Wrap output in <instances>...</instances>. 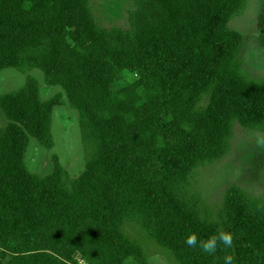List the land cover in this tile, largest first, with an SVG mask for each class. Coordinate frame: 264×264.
<instances>
[{"label": "trees", "instance_id": "1", "mask_svg": "<svg viewBox=\"0 0 264 264\" xmlns=\"http://www.w3.org/2000/svg\"><path fill=\"white\" fill-rule=\"evenodd\" d=\"M245 0H141L133 39L99 32L86 0H0V70L28 56L47 85H60L81 112L83 137L97 150L70 189L53 156L50 174L24 162L28 136L50 148L52 108L36 79L0 96V264H150L125 234L134 221L179 264H264V203L229 187L217 220L181 201L176 189L202 161L227 148L231 122L264 129V80H247L243 36L227 24ZM118 77L128 83L117 87ZM209 94L203 109L196 105ZM233 247L214 255L185 244L217 229Z\"/></svg>", "mask_w": 264, "mask_h": 264}, {"label": "rangeland", "instance_id": "2", "mask_svg": "<svg viewBox=\"0 0 264 264\" xmlns=\"http://www.w3.org/2000/svg\"><path fill=\"white\" fill-rule=\"evenodd\" d=\"M86 2L99 32L111 36L115 42L133 39L132 17L141 0H86ZM227 26L243 36L239 59L244 77L251 81L264 80V0H245L243 8L230 19ZM42 49L43 46L22 53L19 66L22 68L21 71H28L26 74L41 77L39 68L28 63V56L38 55ZM10 73H14L12 68L0 71L2 74L0 88L12 89L19 85L14 83L19 81V78L11 79L3 75ZM37 80L39 81L38 78ZM126 83L128 81L122 77L116 80L117 87H122ZM22 85L23 83L20 86ZM48 88L44 84L41 86L42 99L63 92L60 87ZM61 99L62 104L53 109L52 147H44L29 137L24 161L30 171L43 177L51 173L53 156L57 157L64 170L65 186L70 189L84 171L87 162L94 156L97 143L91 135L83 137L80 110L67 101L65 93H62ZM208 100L209 94L203 95L196 109L205 108ZM0 116L4 119L1 110ZM258 141H264V129L260 131L248 129L233 119L226 150L218 157L200 162L191 171L186 182L176 189L179 199L201 216L211 220L218 219L224 194L233 185L239 186L252 199L264 203V146L258 144ZM123 230L142 245L150 264H179L173 253L162 247L142 225L126 220ZM79 264L85 263L80 260Z\"/></svg>", "mask_w": 264, "mask_h": 264}, {"label": "clouds", "instance_id": "3", "mask_svg": "<svg viewBox=\"0 0 264 264\" xmlns=\"http://www.w3.org/2000/svg\"><path fill=\"white\" fill-rule=\"evenodd\" d=\"M258 144L264 146V141H258ZM185 244L191 248L198 246L204 254L214 255L218 247H223L224 249H231L233 247V234L231 231L220 228L214 234L201 240L195 232H189L185 239ZM223 260L224 264H235V258L231 254L225 255Z\"/></svg>", "mask_w": 264, "mask_h": 264}, {"label": "crops", "instance_id": "4", "mask_svg": "<svg viewBox=\"0 0 264 264\" xmlns=\"http://www.w3.org/2000/svg\"><path fill=\"white\" fill-rule=\"evenodd\" d=\"M6 68H12L13 69V71H14V73H10V74H3V75H7V77H9V78H11V79H16V78H19V81L17 80V81H15L14 83H18L19 85L17 86V87H14V88H12V89H5V88H0V96L1 95H3V94H5V93H10V92H14V91H17V90H19L21 87H23L24 86V84H25V82H26V79L28 78V77H32V78H34V79H36L37 80V78L39 79V81L37 80V82H38V86H39V99H40V101H46V100H48V99H50L51 97H49V98H47V99H42V96H41V86L44 84V85H46L47 87H49L50 89H52V87H60L62 90H63V92H58L59 94H61L62 95V93H65V91H64V89L60 86V85H47L46 83H45V77H44V73H43V71L39 68V70H40V73H41V77H39V76H36V75H30V74H26L28 71H21V67H19V66H11V67H6ZM6 68H3V69H6ZM3 69H1V70H3ZM0 70V71H1ZM42 73H43V75H42ZM0 75H2V74H0ZM22 76L24 77L23 79H22ZM23 83V85L22 86H20L21 84ZM41 83H42V85H41ZM20 86V87H19ZM19 87V88H18ZM18 88V89H17ZM48 88V89H49ZM3 89V90H2ZM58 93H55V94H58ZM54 94V95H55ZM53 95V96H54ZM65 96H66V93H65ZM66 99H67V97H66ZM67 101H68V99H67ZM69 102V101H68ZM61 104H62V99H61ZM61 104H59V105H61ZM59 105H55V106H59ZM55 106H53V108H52V117H53V109H54V107ZM73 106V105H72ZM74 107V106H73ZM0 110H1V112H2V114H3V116H4V119L2 118L1 119V116H0V128H3V127H5L8 123H9V120L5 117V115H4V113H3V111H2V109H1V107H0ZM51 133H52V118H51ZM29 137L30 138H33V139H35L34 137H32V136H28V142H29ZM36 140V139H35ZM36 142H38L37 140H36ZM39 143V142H38ZM25 153H26V151H25ZM24 159H25V155H24ZM25 162V161H24ZM26 164V163H25ZM27 166V165H26ZM28 168V167H27ZM53 169V168H52ZM30 171V170H29ZM31 173H33V174H36V173H34V172H32V171H30ZM52 172V171H51ZM50 174V173H49ZM36 175H38V174H36ZM41 176V175H40Z\"/></svg>", "mask_w": 264, "mask_h": 264}]
</instances>
